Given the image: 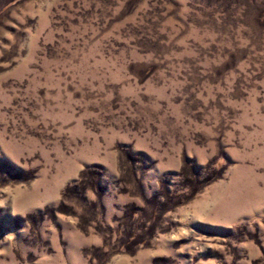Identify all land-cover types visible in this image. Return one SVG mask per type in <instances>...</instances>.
<instances>
[{
  "label": "rangeland",
  "instance_id": "374dc122",
  "mask_svg": "<svg viewBox=\"0 0 264 264\" xmlns=\"http://www.w3.org/2000/svg\"><path fill=\"white\" fill-rule=\"evenodd\" d=\"M0 264H264V0H0Z\"/></svg>",
  "mask_w": 264,
  "mask_h": 264
}]
</instances>
